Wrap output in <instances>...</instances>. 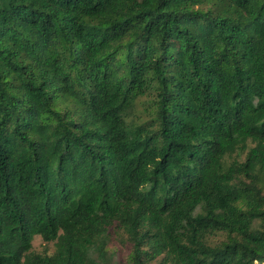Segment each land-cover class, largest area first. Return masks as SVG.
Listing matches in <instances>:
<instances>
[{
	"label": "trees",
	"instance_id": "trees-1",
	"mask_svg": "<svg viewBox=\"0 0 264 264\" xmlns=\"http://www.w3.org/2000/svg\"><path fill=\"white\" fill-rule=\"evenodd\" d=\"M0 264H264V0H0Z\"/></svg>",
	"mask_w": 264,
	"mask_h": 264
},
{
	"label": "rangeland",
	"instance_id": "rangeland-1",
	"mask_svg": "<svg viewBox=\"0 0 264 264\" xmlns=\"http://www.w3.org/2000/svg\"><path fill=\"white\" fill-rule=\"evenodd\" d=\"M54 244L53 243H46L42 240L41 237L37 236L35 237L33 241V251L43 253L47 251L48 253L54 252Z\"/></svg>",
	"mask_w": 264,
	"mask_h": 264
}]
</instances>
